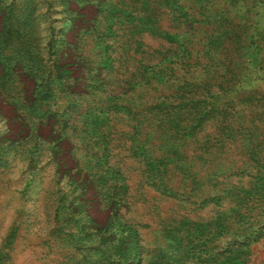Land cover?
<instances>
[{
  "label": "rangeland",
  "instance_id": "rangeland-1",
  "mask_svg": "<svg viewBox=\"0 0 264 264\" xmlns=\"http://www.w3.org/2000/svg\"><path fill=\"white\" fill-rule=\"evenodd\" d=\"M33 1L72 82L0 93V264H264V0Z\"/></svg>",
  "mask_w": 264,
  "mask_h": 264
},
{
  "label": "crops",
  "instance_id": "crops-1",
  "mask_svg": "<svg viewBox=\"0 0 264 264\" xmlns=\"http://www.w3.org/2000/svg\"><path fill=\"white\" fill-rule=\"evenodd\" d=\"M25 3L22 5V0H0V93L5 95L4 104L9 97L6 94L23 92L24 82L17 73L19 66L26 67L24 77L31 78L41 93L47 91L54 95L55 86L66 90V85L72 82L69 70L45 68L47 61L43 58L42 46L48 45L51 53L56 54L54 24H32L31 14L36 3L33 0ZM15 13L21 17L19 22ZM20 101H24L22 97L16 98L12 102L14 107H28L19 105Z\"/></svg>",
  "mask_w": 264,
  "mask_h": 264
}]
</instances>
